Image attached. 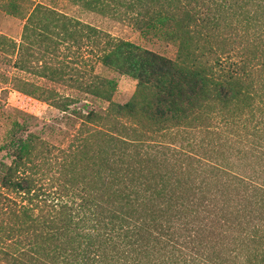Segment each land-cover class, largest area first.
Segmentation results:
<instances>
[{
	"label": "trees",
	"instance_id": "16d2710c",
	"mask_svg": "<svg viewBox=\"0 0 264 264\" xmlns=\"http://www.w3.org/2000/svg\"><path fill=\"white\" fill-rule=\"evenodd\" d=\"M66 1L131 19L173 57L56 0L23 17L18 44L0 35L45 82L14 90L65 124L32 131L19 112L0 140V264H264V0ZM106 71L137 81L127 102Z\"/></svg>",
	"mask_w": 264,
	"mask_h": 264
},
{
	"label": "rangeland",
	"instance_id": "374dc122",
	"mask_svg": "<svg viewBox=\"0 0 264 264\" xmlns=\"http://www.w3.org/2000/svg\"><path fill=\"white\" fill-rule=\"evenodd\" d=\"M40 2L47 3L48 0H0V35L6 36L18 44L24 23L23 17L30 12L35 4ZM51 5L69 17L93 26L112 37L134 43L142 48L168 57H173L174 47L171 44L162 40L144 37L136 29L131 19L125 16L99 14L85 10L66 0H56ZM82 55H85V53L75 50L72 51L70 57L74 59L76 66L81 71H84L85 67L81 60ZM14 59V55L11 52L5 53L0 50V140L8 130L9 124L16 118L19 119V112L26 113L36 119L32 120V127L30 128L32 131L40 129L45 123H54L56 120H58L59 127L64 128L62 113L44 102L22 96L14 90L13 77L15 76L24 77L42 84L45 83L44 80H40L36 76H28V74L17 72L13 67ZM96 71H100L99 67L96 68ZM100 74L116 81L117 89L113 99L118 103L127 102L136 90L137 81L134 79L108 71ZM48 86L50 87L51 85ZM56 88L61 93H69L68 89ZM93 106L103 107L105 104L96 102Z\"/></svg>",
	"mask_w": 264,
	"mask_h": 264
}]
</instances>
